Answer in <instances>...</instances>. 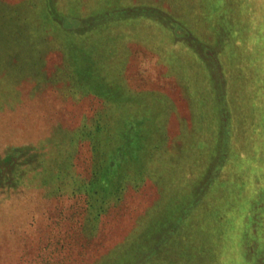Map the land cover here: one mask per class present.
Wrapping results in <instances>:
<instances>
[{
    "label": "rangeland",
    "instance_id": "obj_1",
    "mask_svg": "<svg viewBox=\"0 0 264 264\" xmlns=\"http://www.w3.org/2000/svg\"><path fill=\"white\" fill-rule=\"evenodd\" d=\"M22 1H0V27L6 35L0 41V165L7 154L17 162H5L3 168L17 186L0 187V264H41L48 250L55 247L57 251L51 254L56 259L63 254L82 258L75 263L64 260L67 264H264V255L259 251L264 249V206L246 239L251 251L245 252L239 237L226 239L222 233L226 225L215 215L216 209L234 207L242 182L228 176L220 181L219 174L204 180L206 162L202 158V144L206 143L202 129L214 125L215 111H231L234 132L238 134L233 142L239 149L245 146L246 141L239 140L247 132L243 131L247 120L248 124L249 119L260 120L256 123L264 125V0H57L63 9H77L83 1L84 5L91 2L94 9L101 8L86 17V25L63 29L64 49L50 40L51 34L35 29L34 9L32 22H28L34 29L26 34L35 37L33 42L15 39L28 29L13 12ZM223 2L231 7L225 11L228 15L221 13L218 18V7ZM214 4L218 5L216 11L211 10ZM207 8L215 11L213 15L221 18L218 21L222 20L225 28L219 26L218 31L206 22L210 16ZM99 17L103 22L102 18H107L105 25H95ZM93 25L97 26L93 28L96 32L100 29L94 34L95 42H101L104 51L99 54L90 49L84 53L92 70V75L86 76L87 85H94V79L117 84L118 99L121 104L125 101L122 110L127 111L124 127L130 122H148L142 116L148 111L154 129L159 131L167 125L173 144L182 145L187 152L183 150L174 159L162 189L149 179L139 189L129 186L125 202L111 207L97 232L86 237L79 224L82 208L30 185L37 182L31 178L32 172L44 153H50L53 134L59 150L64 148L61 152H66L73 142L65 138L68 130L73 138L72 129L101 106V100L92 94L71 99L64 94L63 84L68 81L63 61L77 55L71 46ZM11 48L20 51L21 60H9ZM115 60L130 61L126 66L129 73L114 75L117 66L111 62ZM120 79L125 87H120ZM78 93L83 92L77 90L74 94ZM183 127L185 134L181 135ZM115 146L104 165L105 181L116 170L107 165L114 157ZM122 146L125 155L117 159V164L127 169L133 160L128 143ZM242 154L237 149L232 156L236 177L250 176L255 168L258 185L249 193L252 196L259 192L264 199V163L258 158L251 167V154ZM214 161L212 158L209 163ZM80 162L76 168L84 171L86 163ZM22 173L28 178L20 177ZM217 183L221 194H210ZM228 194L232 196L231 207L227 205ZM63 213L66 217L58 222ZM131 230L136 232L130 235ZM156 237V250L140 252ZM56 259L55 264H60L61 260Z\"/></svg>",
    "mask_w": 264,
    "mask_h": 264
},
{
    "label": "trees",
    "instance_id": "obj_2",
    "mask_svg": "<svg viewBox=\"0 0 264 264\" xmlns=\"http://www.w3.org/2000/svg\"><path fill=\"white\" fill-rule=\"evenodd\" d=\"M84 3L85 1H83L81 3L82 6L77 9L75 7L63 9L57 0H46L42 3H37L35 0H23L19 5H15L13 12L20 16V20L27 24L28 29L25 34L18 33L15 39L26 43L29 41L30 43L35 37H31L32 35L27 36L26 34L29 33L30 29L32 31L35 27V29H39L42 33L51 34L52 37H50V40L57 42V45L61 46V49H64L66 44L63 45L65 40L63 31L86 25V17L97 14L101 9L100 7V9L92 8L91 2L89 5H84ZM215 7L217 8L218 5L214 4L211 10ZM230 7L231 5L229 2L221 3L218 7V9L221 10L217 13L218 18L221 16L219 15L221 13L228 15L225 11H228ZM32 9L37 13V16L33 18L34 27L28 24V22H32L30 18ZM205 10L208 11L207 14L210 12L208 8ZM214 12L209 13L210 16H208L209 18L206 22L212 28L219 31L218 28L220 26L222 30L224 24L222 20L220 22L218 21L221 18L218 19L213 15ZM6 15V13L3 14V16ZM102 19L105 21L107 20V18ZM224 20H226V18H224ZM231 20L233 21L234 17H232L230 21ZM104 22L99 17L95 25H102ZM95 25L86 28L83 31V36L80 37L77 42L74 41L71 46L73 47L71 51L75 50L77 55L75 54L72 58H65V61H63L62 66L66 68L64 71L68 79V81L63 84H66L64 86V94L69 95L71 99L80 100L83 96L92 94L97 97V99L99 98L101 100V106L96 107L95 111L91 113V116L84 119L78 127H75L76 129H72L75 130L73 131V138H71L72 131L68 130L70 133L65 138L68 139L69 142H73L69 144L67 148L65 147L66 152H61L64 148L59 150L57 144L54 143V141L57 140L56 135L54 136L53 134V142L50 144V153L46 151V155L45 153L44 156L41 154V156H43L40 158L41 163L36 165V171L34 169L32 172L33 175L31 178L35 177L37 182L30 185L32 187L37 186L43 188L45 194L54 196L56 200L58 198L66 199V201L70 202V205L82 208L83 216L79 224L86 237H91L93 236L92 234L97 232L101 219L107 214L111 207L122 204L124 196L128 188H130L129 186L133 189H139L149 179L157 182L160 189H162L165 183V173L172 170L174 159H177L178 156L183 153V150H187V148L183 149L182 145L178 146L179 144H173L172 140L174 138L170 137L167 125L164 129L159 131L155 130L151 122L152 115L150 112L148 114V111H143L142 115L148 118V122L144 123L143 120L137 124L130 122L124 127L123 116L127 111H123L124 109L122 108L124 107L125 101L121 104V101L118 99V90H116L118 88L117 84L105 80L102 82L99 79H94V85H87L88 82L86 78L88 75H92V70L88 67L89 61H87L88 58L84 53L90 49H95L94 51L99 54H102L101 52L104 51V47L101 46L102 43L95 42L97 38L94 34L98 33V30H100L98 28L96 32V30L93 29ZM7 28L9 31L10 28ZM14 34H17V32ZM1 39H6L2 27H0V41H2ZM60 39L61 43H59ZM71 40H73V38H71ZM207 46H209V44ZM10 51L11 55H9V60H21V58L19 59V50L11 48ZM129 62L130 61L118 63L116 60L115 62H111V64H116L115 66H117L114 68L113 74L118 75L121 73L125 75L128 70L126 66H128ZM130 76L133 77L135 74L130 73ZM124 83L123 81L122 83L119 82L120 87H125ZM77 90L83 93H78V95L74 94ZM168 115L169 113L167 112V123L169 119ZM202 118L205 119L204 116ZM259 121L260 120L253 121L249 119V124L248 120L246 121L243 131L246 130L247 132L242 136V140H239V142L243 140L246 142L245 146L242 144V148L240 149L237 147L236 143L233 142L238 134L236 135L234 132L231 111H215L214 125L211 128L202 129V139L206 142L202 144V158H204L206 162V170L203 175L204 177L206 176V178H204V180L219 174L220 181L224 176H228L229 178H235L242 182L241 191L238 189L236 192L237 202L234 207L232 208V205H230L232 203V196L228 194L227 205H230L229 207H231V210L217 211L216 209V212H214L215 215L223 221V225H226L222 229V233H225V236H227L226 239L232 240L235 236L239 237V239L242 240L241 245H244L245 252L251 251L250 244L248 241L246 242V239L251 229L253 230L251 226L252 222L260 217V210L264 206V199L259 196V192H256L255 195L252 196H250L251 194L249 193V191L253 190V187L258 185V181L253 175L256 171L255 168H253L252 173L248 172V170L246 171V173H250V176L245 174L246 176L244 177H236V168L234 167L233 161L235 155L234 157L232 156L234 151L236 152L238 149L243 151L241 157L251 154L249 166H254V161H257L258 158H261V162L264 163V125L256 123ZM208 124L210 126L211 121H208ZM181 129L180 133L184 135V127ZM125 142L129 145L127 149L130 150L129 156H131L133 161L130 167L122 169V167L117 164V159H123L125 155V147H120V145ZM113 146H115L116 152L114 157L109 159L107 165L113 167L112 169L116 168V170L112 172L114 176L105 181V176H103L104 165L107 155L109 151L112 150ZM79 153H81V155H79ZM212 158H215L213 164L209 163ZM78 160L81 162L85 161L86 168L83 169L84 171H79L76 168ZM5 162L9 164L17 163L16 158L12 154L5 155L0 165V170L2 171V173L0 171V187L6 189L15 188V186H17L15 179L7 176V171H3ZM26 174L27 173H22L20 177L24 179L28 178ZM225 184L228 183H224V185ZM219 185L221 184L219 183ZM213 191L221 194L218 190V183L215 184L213 189H210V194H212ZM208 205L212 204L208 203ZM212 209L214 210L215 208ZM207 210L211 209H205V211ZM202 212L204 213V210H202ZM258 213L259 216L256 218ZM65 217V213H63L57 221L59 222ZM135 232L136 230L133 232L131 230L130 235H133ZM129 238L128 236L127 240ZM157 240H159L158 237L152 239L140 252L147 253L148 251L156 250L158 246L155 245L159 244ZM244 240L245 243L243 242ZM119 244H121V242L115 244L112 249L118 247ZM162 244L164 245V242ZM47 245L49 244L47 243ZM60 245L63 246V243ZM57 248L58 247L48 250L49 253H46L47 256L42 259L41 264H55L56 258L55 255L51 254V251H57ZM260 249L259 251L262 253L259 254L264 255V249L263 251ZM79 250L83 252V249ZM61 252L63 254L65 249H61L60 253ZM77 258L78 257L72 259L63 254L61 259L56 260H61L60 264H67L63 263L64 260L70 259L75 263L82 259ZM259 259H261V256Z\"/></svg>",
    "mask_w": 264,
    "mask_h": 264
}]
</instances>
